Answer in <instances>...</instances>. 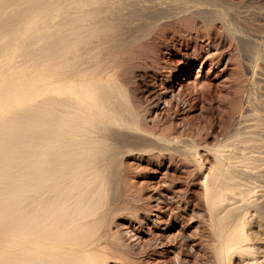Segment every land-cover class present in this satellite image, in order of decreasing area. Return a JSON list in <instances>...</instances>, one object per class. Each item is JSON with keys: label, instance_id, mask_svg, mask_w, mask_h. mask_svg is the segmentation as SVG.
I'll return each mask as SVG.
<instances>
[{"label": "rangeland", "instance_id": "rangeland-1", "mask_svg": "<svg viewBox=\"0 0 264 264\" xmlns=\"http://www.w3.org/2000/svg\"><path fill=\"white\" fill-rule=\"evenodd\" d=\"M219 1L231 28L209 13L179 33L165 26L186 40L172 39L155 65L135 60L129 72L119 49H86L95 58L83 68L100 65L114 105L133 106L122 116L141 129L110 124L103 133L111 147L96 165L103 205L84 247L94 264H219L223 235L239 225L246 252L226 262H264V0ZM216 183L225 188L217 203Z\"/></svg>", "mask_w": 264, "mask_h": 264}, {"label": "bare ground", "instance_id": "bare-ground-1", "mask_svg": "<svg viewBox=\"0 0 264 264\" xmlns=\"http://www.w3.org/2000/svg\"><path fill=\"white\" fill-rule=\"evenodd\" d=\"M217 1L0 0V264L95 263L84 247L103 205L96 165L111 150L103 133L110 124L140 127L122 116L133 106L114 105L117 92L100 79V65L83 68L84 58H95L86 49L91 42L119 49L129 72L135 60L155 65L172 39L186 40L166 29L194 28L208 13L230 26ZM224 189L211 185L215 203ZM244 232L239 225L221 237L219 264H229V252H246ZM249 236L258 239L257 231Z\"/></svg>", "mask_w": 264, "mask_h": 264}]
</instances>
